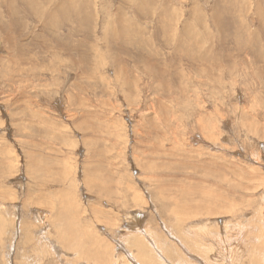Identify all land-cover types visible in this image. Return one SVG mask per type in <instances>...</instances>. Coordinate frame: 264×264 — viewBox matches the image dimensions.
<instances>
[{"label": "rangeland", "instance_id": "1", "mask_svg": "<svg viewBox=\"0 0 264 264\" xmlns=\"http://www.w3.org/2000/svg\"><path fill=\"white\" fill-rule=\"evenodd\" d=\"M263 237L264 0H0V264H264Z\"/></svg>", "mask_w": 264, "mask_h": 264}, {"label": "bare ground", "instance_id": "2", "mask_svg": "<svg viewBox=\"0 0 264 264\" xmlns=\"http://www.w3.org/2000/svg\"><path fill=\"white\" fill-rule=\"evenodd\" d=\"M7 14V13H6ZM202 120V119H201ZM201 124V123H200ZM213 199V198H212ZM138 221V220H137ZM195 228V227H194ZM196 229V228H195ZM264 238V237H263ZM144 258V257H143Z\"/></svg>", "mask_w": 264, "mask_h": 264}]
</instances>
